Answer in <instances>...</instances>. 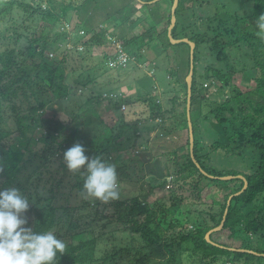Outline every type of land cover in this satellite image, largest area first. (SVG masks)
Instances as JSON below:
<instances>
[{"label":"trees","instance_id":"obj_1","mask_svg":"<svg viewBox=\"0 0 264 264\" xmlns=\"http://www.w3.org/2000/svg\"><path fill=\"white\" fill-rule=\"evenodd\" d=\"M34 1L36 0H32V2ZM47 1H49L47 2L48 5H40L38 1L32 4L28 0H0V19L13 12L14 8H19L30 14L36 13L40 18V31L38 33L31 32V36L28 38V43L24 49L18 45L21 37L19 29L22 24L19 25L15 21H12L6 25L5 21L3 25H0V188L10 187L14 184L22 187L19 172L21 167L24 166L20 165L24 158L23 148H27L29 145L24 140L34 141L33 139L35 138L34 132L36 126L34 125L35 117L33 112H37L42 121L41 125L45 123L48 128L46 133L40 132L39 138L49 144V149L53 147V144L55 148L61 149L62 153L60 157H63V151L67 147L77 142L76 126L68 122L55 123L51 119L41 118L45 102L36 97L35 101L30 100V95H33V93L28 89V86L31 85L37 94L42 95L46 90L43 83L48 81V85L51 86L54 84L55 79L59 77L56 66H53L54 63L46 58L47 56L44 54V51L49 44L55 42V39L49 33L53 30L54 24L59 22V15L64 16L68 11V6H61L60 13H56L52 10V0ZM132 1L138 4L136 8V4L133 2L132 10L141 9L143 5H146L147 8L158 7L160 11L168 3L167 9H170L168 21L170 23L172 15L171 7L174 0ZM92 2L97 4V0H82L78 5L71 7L77 8L78 12H74L75 14L79 15V12H81L86 15L88 11H92ZM227 2V7L230 9H234L233 6L235 4L237 6L242 4L240 7L244 4L246 9L241 14H237L236 11L240 7L231 10L234 12L233 14L227 13L226 10L223 13L215 12L213 15H205V12L198 14L195 7H199L200 3L197 0H192V5L195 4L190 11H188V7L190 6L186 5L187 0H177L176 7L174 8L173 13L176 19L171 28V35L173 38L188 37L195 42V47L193 58L191 59L189 54L186 57L187 67L184 70L185 75H187L192 64L190 115L194 135L193 155H190L188 146L187 152L182 154V158L185 160L180 168H177L173 179L180 183L179 187L181 189L189 185L197 196H199V184L202 179L207 181L205 185H208L210 181L228 185L235 181L239 183L223 192L219 199L216 198V193H213L210 205H217V207L212 212L207 213L209 220L202 219V222L199 223L197 219L192 218L193 225L190 228H186L184 225L178 223L165 225L166 212L170 207L181 205L179 203L183 199L182 194H177L171 201V205L166 207L165 195L162 194L164 202L161 203L157 202V197L151 200L148 199V196H152L153 194V187L151 185L145 186V183L141 182L140 185L143 184V188L139 193L131 197L122 198L123 194L119 191V198L108 202L112 206V214H107L103 210L105 204L99 207L101 204L99 200L95 199L90 207H96L94 212L98 213L95 215L98 217V222L100 221L99 216H102V219L115 216L129 230V245L117 248L106 247L104 250L106 252H103L104 254L100 256H98V250L102 242L115 245L111 238L108 239L109 241H105L106 239L100 233V230L105 228L107 224L101 222L102 224H99L98 229L97 224L90 221L88 222L90 225L85 224V228L82 227L79 230L69 232L70 230L68 229L71 226H78V223L69 217L71 215L70 212L67 214L68 218L60 222V217L56 215L55 205L48 203L36 206L33 209L34 223L31 230L41 232L53 229L52 232L66 243L65 252L57 254L55 264H77L78 262L82 264H123V262H119V258L125 260L127 264H264V250L257 246H252L248 235L250 232L256 234L260 231L262 233L261 231L264 229V103L254 102L252 98L245 95V90L242 91L237 85H233L231 89L232 95L216 103V107L209 109V114L215 117V122L219 126L218 136L213 142L214 147L225 148L230 151L236 149V156L240 157L242 162H247V168L250 169L248 172L235 169L215 170L202 163L200 167L208 173L204 174L195 163V161L200 163L201 159H199L200 148H198L196 136V118H192L191 111L197 101H201L204 95L202 92L203 87L197 86V74L198 77L209 80L210 84L213 83V80L219 81V87L223 90L230 78L232 79L233 76L231 77V75L236 72L228 62L229 57L227 52L228 48H235L244 55L252 57L255 61L254 65H258L259 67V72L254 75V80L257 84L247 93L263 92L262 87L258 88V86L264 85V32L257 27V20L261 14H264V0H227ZM121 11L122 9L118 8L114 12L119 13ZM154 11L156 10L153 9L152 12ZM91 13L90 17H92L94 11ZM126 13L128 12H124V10L123 13H119L122 20H125ZM195 13L198 20L206 21L205 30L196 31L194 27L188 28L189 25H187L186 21L190 23L189 19ZM155 14L160 13L156 12L153 15ZM160 16L162 20L166 21V15L162 14ZM138 18H140V21L146 22L142 14ZM89 20L91 21V19ZM208 20L212 21L208 22ZM131 21L133 22L130 25L132 27V34L129 36L123 35L124 37L122 36L123 38H119V40L122 41L124 48L137 61L144 59L146 51L144 49H155L157 54L164 55L167 58V51H172V48L177 49V45L184 42H171L167 29L158 32L156 30L152 31L151 27L157 26L160 22L158 24L155 22V24L149 26L147 24L142 31L136 32V23H134L136 20L132 18ZM24 25L26 27V24ZM87 25H90V23ZM82 29L79 28L78 30ZM99 29L97 25L93 27L91 32H89L92 35L90 37H94L96 44L109 46L104 36L99 34ZM85 31L88 32V30ZM81 34L79 33V35ZM63 35L65 37V32L54 31V37H63ZM229 35H235V37L230 40L227 38ZM77 45L89 47L93 44L89 40H82L75 44V46ZM185 46L189 50L190 47L187 42ZM109 48L111 50L110 46ZM203 48H206L211 55L214 53L219 60L224 61L229 71L226 73L221 69H209L207 67L203 74L202 72H198L197 60L199 59L200 50L202 51ZM106 49V54H102L99 59L100 61L107 58L108 51L110 52V50H108V47ZM78 53H83L86 59L91 51ZM25 57L29 59L25 60ZM257 57L259 58L257 59ZM31 59L33 60L31 61ZM178 60L182 61L179 57ZM71 68V70L75 69L76 64H72ZM139 79L138 84H135V87L139 89V94L135 92L136 97L134 101L150 104L156 109L155 115L158 118L164 117L165 112L172 114L174 116L175 127L188 129L186 107H183L182 112L173 110V105L162 110L160 105L152 100L155 96L150 95L151 85L147 84L150 83V77L144 74ZM200 82L202 83V81ZM82 84L84 87L87 85L86 82H82ZM120 84L111 90L108 89L107 96L95 94L91 95L87 100L90 102L92 100H100L101 98L106 99L105 97H112L111 95L114 94L116 99L113 100V104L119 107L121 103L129 99V97H125L121 92L117 91ZM183 88L187 94V81L185 78L183 80ZM69 89V92L76 91L75 89L73 91L71 88ZM20 93L27 99V107L16 101V99H19ZM186 94L184 95V102L186 101ZM233 103L237 105V110ZM246 104L248 105V109H246ZM123 113L125 118L134 116V112L130 110H126ZM10 117L18 128L17 137L14 141L6 140L11 133L7 123ZM134 118H137V116ZM137 132L138 130L134 135H137ZM61 134L65 135L59 138L58 135ZM117 135L119 136L120 132ZM125 135L126 139L129 140V134L125 133ZM187 143L189 145V136H187ZM247 144L251 145V148H240ZM112 145L113 153H119L125 147L114 148L115 145H122L119 140L113 141ZM43 151H45V148ZM100 153V151H95L90 157L100 155ZM106 157L107 160H105L107 162L116 165L117 176L119 178L126 177V175L129 177L128 172H124V168L115 163L114 156H111L108 151H106ZM61 164L65 167L64 160ZM239 174L241 176H238ZM225 175L233 176L230 178L218 177ZM82 183L83 177H80L73 184V187H77L81 196V205L77 203L70 207V210H75L76 212L80 211L81 207H87L93 201V198L86 196L88 201L83 203V196L85 194L82 189ZM151 202H157L156 206H150ZM64 209L68 210V205H65ZM159 212H161V216H159ZM59 223L63 224V226L59 225ZM221 223L220 229L209 232L210 229ZM175 226H180V230L176 233H170L168 236L166 229ZM221 230L227 231L226 236L231 238L230 241H235L239 237V245L232 246L231 243L227 244L217 240L214 235L215 233L218 234ZM207 232L208 235L206 237ZM172 246L175 247L171 248ZM249 250L256 251L257 253ZM167 253H176L177 256L171 254L166 257ZM174 259L176 262L173 261ZM152 260L154 261L152 262Z\"/></svg>","mask_w":264,"mask_h":264},{"label":"rangeland","instance_id":"obj_2","mask_svg":"<svg viewBox=\"0 0 264 264\" xmlns=\"http://www.w3.org/2000/svg\"><path fill=\"white\" fill-rule=\"evenodd\" d=\"M28 1L32 2V0ZM37 1L40 5H48L47 2H49L47 0H36L32 2V4ZM44 1L46 2L44 3ZM81 1L82 0H52L51 5L53 12L60 13L61 6H68V11L64 16L59 15V22L54 24L53 30L49 33V35L55 39V42L49 44L44 51V54L47 56L46 58L54 63L53 66H56L59 77L55 79L54 84L51 86L48 85V81L43 83L46 90L42 95L37 94L31 85L28 86V89L33 93V95H30V100L35 101L36 97L45 102L41 118L51 119L55 123L68 122L76 126V143L83 145L87 156L90 157L95 151H100V156L104 159L107 158L106 151H108L111 156H114L115 163L118 166L121 165L124 168V172H128L129 176L127 177L126 175V177L122 178L117 176L119 191L123 194L121 196L122 198L131 197L139 193L145 183V186L151 185L153 187V197L149 195L148 199L151 200L157 197V202L161 203L164 202L162 199V194H164L166 207L171 205V201L177 194L183 195V199L179 203L181 205L170 207L166 212L165 225L169 223H178L184 225L186 228H190L193 225L192 218L197 219L199 223L202 222V219L209 220L207 213L212 212L217 207V205H210L212 194L216 193V198L219 199L223 192L229 190L232 186L234 187L239 182L235 181L228 185L210 181L208 185H205L207 181L202 179L199 184V196L196 195L195 191H192L189 185L181 189L179 187L180 183L174 181L173 178L177 172V168H180L185 160L182 158V154L187 152L189 146L187 143V136L190 135V132L187 128L175 127L174 116L172 114L165 112L164 117L158 118L155 115L156 109L150 104L134 101L136 97L135 92L139 94V89L133 85L134 81L135 83L140 81L139 78L141 76L138 77L139 74H146L151 77L150 83L147 84L151 85V89L152 86L154 87L150 91V94L155 96L152 100L159 104L162 110L173 105V110L182 112L183 107H185L184 95L186 94L183 88V80L185 78L189 85L191 79V75H185L184 71L187 67L186 57L190 55V53L189 55L187 53L188 50L185 46L186 42L179 43L177 49L172 48V51H167L169 54L167 58L164 55L161 56L157 54L155 49H144L146 50L144 59L140 61H137L135 57L133 59L134 62H138L136 67L132 66V64H134V62H132L124 68V70L116 73L115 69L111 70L107 67L106 59L99 60L102 54H106L107 47L108 50H110L109 46L96 44L94 42V37L91 38L90 36L92 35L89 33L91 29L97 25L98 29L100 28L99 34H102L105 40H107L108 34H112L117 38H123V35L129 36L132 34V27H130V25L133 24L131 21L132 18L136 20L134 22L136 23V32L142 31L147 24L149 26L155 24V22H157V24L160 23L155 27H151L152 31H165V29H169L172 24L168 21V14L170 12V9H167L168 3L160 11L158 7L147 8L146 5H143L141 9L132 10L133 2L135 3V1L132 0H97V4L92 2L91 8L94 13L92 17H90L92 11H88L86 15L81 12H79V15L74 13L78 11L76 10L77 8L72 7L78 5ZM197 1L200 3V6L195 7L196 12H198V14L205 12V15H213L215 12L223 13L224 10H226L227 13L233 14L234 12L231 10L242 5L240 4L237 6V4H235L233 6L234 9H230L227 7V0ZM194 4L192 5V0H187L186 5L190 6L188 7V11L193 9ZM135 6L137 8L138 4ZM118 8L122 9L119 13H123V10L124 12H128L126 13L127 16L125 20H122L119 13L114 12ZM153 9L156 11L152 12ZM245 9L246 6L243 4L238 10L236 9L237 14H241ZM156 12L160 14L153 15ZM141 14L146 22L140 21V18H138ZM162 14L167 16L166 21L162 20L161 16L159 17V15ZM196 15L195 13L192 17L193 19H189L190 23L186 21L187 25H189L188 28L194 27L196 31L205 30L206 21L203 22L198 20ZM89 19H91V21ZM5 21L6 25L12 21H15L19 25L22 24L19 29L21 37L18 44L22 49L27 45L31 32L38 33L40 31V18L37 14H30L19 8H14L13 12L0 19V25H3ZM209 21L212 20H208V22ZM88 23H90V25H87ZM24 24H26V27ZM79 28H84L83 36L79 35ZM85 30H88V32ZM54 31L65 32L66 35L65 37L64 35L63 37H54ZM66 31H68V33H66ZM234 37L235 35H229L227 38L232 40ZM82 40H89L93 45L81 48H78L79 45L75 46L76 43ZM86 51H91L86 59L83 53H78ZM227 52L229 57L228 62L236 72L231 75V77L233 76L232 79L230 78L231 81H228V84L225 85L223 90L219 87V81L213 80V83L210 84L209 80L198 77V74L196 76L197 86L204 88H202L204 95L201 101L198 100L191 111L192 118H196V136L198 148H200L199 159L201 160L200 163L196 162L199 165L204 163L207 167H211L215 170L235 169L248 172L250 169L247 168V162H242L240 157L236 156V149L230 151L225 148L214 147L213 142L218 136L219 126L215 122V117L209 114V109L216 107V103L223 101V99L229 98L232 95L231 89L233 85H237L242 91L245 90V95L252 98L254 102L264 103V85L258 86V88L262 87L261 89L263 92L256 91L247 93L257 84L254 80V75L259 72V67L258 65H254L255 61L252 57L244 55L235 48H228ZM178 57L182 59V61L178 60ZM198 57L197 70L198 72H202V74L207 67L209 69H221L226 73L229 71L225 62L219 60L214 53L211 55L206 48H203L202 51L200 50ZM258 58L259 57H257V59ZM26 59L29 58L25 57V60ZM32 60L33 59H31V61ZM72 64H76V68L73 70H71ZM159 74L162 78H159ZM200 81H202V83ZM82 82L87 83L86 87L83 86ZM162 83H164L163 86ZM118 84L120 85L117 91L121 92L123 96L129 97L128 101L125 102L124 109H121L120 105L116 107L113 104V100L116 99L114 94L112 97H105L106 99L101 98L100 100H92L90 102L87 100V98L95 94L107 96V90L113 89ZM69 88H71L72 91L73 89L76 91L69 92ZM19 95V99H16V101L27 107V99L21 93ZM233 104L237 110V105L235 103ZM246 109H248L247 104ZM126 110L133 111L134 116L125 118L123 112ZM33 115L35 117L34 125L36 126L34 132L35 138L33 139L34 141L24 140L25 143L27 142L29 145L27 148H23L24 158L20 165L24 166L21 167L19 172L22 187L18 184L10 186L19 189L20 193L28 200L29 207L24 213L27 220L26 226L30 229L33 227L34 207L49 203L56 206V215L60 217V222L63 219L66 220L68 218L67 214L70 212L71 215L69 217L78 223V226H71V228L68 229L70 230L69 232L79 230L82 227L85 228V224L90 225V223H88L90 221L97 224L98 229L99 224H102L101 222L107 224L105 228L100 230V233L106 239L105 241H109L108 239L111 238L115 245L113 246L106 242H102L98 250V256L106 252L104 251L106 247L117 248L129 245V230L127 227H124L115 216L108 219H102V216H99L100 221L98 222V217L95 216L98 213L94 212L96 207H90L95 201L94 198L87 207H81L80 211L78 210V212H76L75 210H70V207L77 203L81 205V196L77 187H73V184L77 182L78 178H82V176L78 173L69 172L66 167L62 166L61 162L63 161V157H60L62 153L61 149L55 148L54 144L53 147L49 149V144L39 138L40 132L46 133L48 128L45 123L41 125L42 121L37 112H33ZM136 116L137 118H134ZM198 119L199 121L197 122ZM7 123L11 133L6 140L14 141L17 137L18 128L12 122L11 117ZM137 130L138 137L134 135ZM118 132H120L119 136L117 135ZM125 133L129 134V140L126 139ZM65 134L58 135V137L60 138ZM117 140H119L122 145H115L114 148L125 147L121 149L119 153H113L112 142ZM44 148L45 151H43ZM240 148H251V145L247 144ZM200 170L202 173L208 174L202 167ZM238 176L241 175L239 174ZM141 182L143 183L142 185H140ZM85 201L87 202L88 200L84 195L83 203ZM203 201L204 203H202ZM157 202H151L150 206L153 205L155 207ZM99 203L101 204L99 207L105 204L103 210L107 212V214H112V206L108 202L102 203L99 201ZM65 205H68V210L64 209ZM157 210L160 211L159 208H157ZM159 216H161V212H159ZM59 225L63 226V224L60 223ZM220 228L221 226H216L212 229L218 230ZM52 230L53 229L49 231L52 232ZM179 230L180 226L169 227V229H166V233L169 236L170 233H176ZM261 232L262 233L259 231L256 234L252 232L248 233L249 242L252 246H257L264 250V229ZM226 233V230H221L218 234L215 233L214 236L221 242L227 244L231 243L232 246H238L240 238L238 237L235 241H230L231 238H228ZM206 235H208V232ZM173 247L175 246L171 248ZM249 251L257 253L253 250ZM171 254L177 256L176 253H167L166 257ZM153 261L154 260H152V262ZM173 261L176 262L175 259ZM119 262L127 264V262L121 258H119ZM77 264L82 263L78 262Z\"/></svg>","mask_w":264,"mask_h":264},{"label":"clouds","instance_id":"obj_3","mask_svg":"<svg viewBox=\"0 0 264 264\" xmlns=\"http://www.w3.org/2000/svg\"><path fill=\"white\" fill-rule=\"evenodd\" d=\"M173 6L174 2L171 7V12L175 17ZM172 15L171 27L167 29L168 37L171 42L185 41L188 44V41L193 42V47L189 44L190 48L187 52L188 54L190 53V58H193L195 42L188 37L173 38L171 35V28L175 22V20L172 22ZM257 27L264 32V14L259 16ZM128 54L130 55V59L124 67H109L108 65L107 67L111 70L115 69L116 73L121 72L129 64L134 62V56L129 52ZM137 63L135 61L132 66L136 67ZM190 69L193 72V68ZM189 82L190 85L187 83L189 93L187 92L186 94L185 107L188 131L190 132V135H188L189 153L192 156L193 152L190 148H193L194 135L190 115L191 79ZM188 103L189 108L187 110ZM120 107L124 109L125 102L121 103ZM188 113L189 117L187 115ZM63 160L69 172L78 173L83 177L82 189L85 196L99 200L102 203L119 198V181L114 163L107 162L100 155L87 156L83 145L80 143H73L67 147L63 151ZM195 163L196 165L198 164L196 161ZM198 167L201 168L200 165ZM28 207V200L20 193L19 189L16 187L0 188V264H55L57 254H63L66 250L65 241L58 238L53 232H35L26 226L27 220L24 213Z\"/></svg>","mask_w":264,"mask_h":264},{"label":"built area","instance_id":"obj_4","mask_svg":"<svg viewBox=\"0 0 264 264\" xmlns=\"http://www.w3.org/2000/svg\"><path fill=\"white\" fill-rule=\"evenodd\" d=\"M78 32L83 33L84 31L82 29L80 31L78 30ZM107 41L111 47L106 60L107 65L109 67H124L130 59V55L124 48L122 41L112 34L107 35ZM78 48H81V46H78Z\"/></svg>","mask_w":264,"mask_h":264},{"label":"water","instance_id":"obj_5","mask_svg":"<svg viewBox=\"0 0 264 264\" xmlns=\"http://www.w3.org/2000/svg\"><path fill=\"white\" fill-rule=\"evenodd\" d=\"M176 2H177V0H174V6H173V9H174V7H175V5H176ZM174 20H175V17H174V15H172V22H174ZM188 42H189L190 46L193 47L194 43L191 42V41H188ZM191 59H192V58H191ZM190 68H192V64H191V67H190ZM191 72H192V69H190V72H189L188 76L191 75ZM189 85H190V82H189ZM188 93H189V88H188ZM188 108H189V103L187 104V110H188ZM187 115H188V117H189V113H188ZM190 150L192 151V148H190ZM197 166H199V165L197 164ZM211 176H212V175H211ZM232 176H233V175H225V176H218V177H220V178H230V177H232ZM222 221H223V219H222ZM220 226H222V223L219 224L217 227H220ZM212 230H213V229H210L209 232L212 231ZM206 237H207V235H206ZM255 252H256V251H255Z\"/></svg>","mask_w":264,"mask_h":264},{"label":"crops","instance_id":"obj_6","mask_svg":"<svg viewBox=\"0 0 264 264\" xmlns=\"http://www.w3.org/2000/svg\"><path fill=\"white\" fill-rule=\"evenodd\" d=\"M154 70H156V69H154ZM140 76H142V75H141V74H139V75H138V77H140ZM158 76H159V78L161 77V75H160V74H159ZM161 78H162V77H161ZM158 81H159V80H158ZM159 83H160V82H159ZM135 84H137V83H135V81H134V84H133V85H134V87H135ZM160 84H161V83H160ZM163 85H164V83H162V86H163ZM147 143H148V142H147Z\"/></svg>","mask_w":264,"mask_h":264}]
</instances>
